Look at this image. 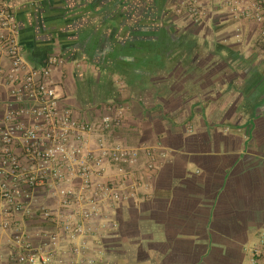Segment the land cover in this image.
<instances>
[{
	"label": "crops",
	"instance_id": "1",
	"mask_svg": "<svg viewBox=\"0 0 264 264\" xmlns=\"http://www.w3.org/2000/svg\"><path fill=\"white\" fill-rule=\"evenodd\" d=\"M26 60L53 72L65 107L122 110L111 143L140 154L134 198L89 226L96 264H247L264 233V50L218 3L193 25L182 0H8ZM0 81V114L6 110ZM152 152L153 156H147ZM149 163L155 169L147 170ZM35 211L57 200L41 194ZM41 205V206H40ZM36 244L50 229L27 217ZM13 231L0 228V264Z\"/></svg>",
	"mask_w": 264,
	"mask_h": 264
},
{
	"label": "built area",
	"instance_id": "2",
	"mask_svg": "<svg viewBox=\"0 0 264 264\" xmlns=\"http://www.w3.org/2000/svg\"><path fill=\"white\" fill-rule=\"evenodd\" d=\"M214 3L237 24V40L248 27L264 44V0H182L176 12L198 26ZM20 38L15 11L0 0V81L8 98L0 114V228L14 232L11 264H96L87 255L89 226L102 219L103 206L134 198L140 154L109 140L123 125L122 110L94 122L79 119L53 80L65 61L51 57L34 67ZM154 169L149 163L147 170ZM41 194L55 197L56 207L35 211ZM27 217L51 226L39 244L25 228ZM247 264H264V233Z\"/></svg>",
	"mask_w": 264,
	"mask_h": 264
},
{
	"label": "trees",
	"instance_id": "3",
	"mask_svg": "<svg viewBox=\"0 0 264 264\" xmlns=\"http://www.w3.org/2000/svg\"><path fill=\"white\" fill-rule=\"evenodd\" d=\"M258 47H260V49L264 50V44H258Z\"/></svg>",
	"mask_w": 264,
	"mask_h": 264
}]
</instances>
